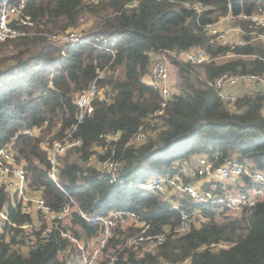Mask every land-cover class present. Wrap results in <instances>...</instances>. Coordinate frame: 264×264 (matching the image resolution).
I'll use <instances>...</instances> for the list:
<instances>
[{
	"label": "trees",
	"instance_id": "obj_1",
	"mask_svg": "<svg viewBox=\"0 0 264 264\" xmlns=\"http://www.w3.org/2000/svg\"><path fill=\"white\" fill-rule=\"evenodd\" d=\"M259 6H264V0H28L26 12L35 21V26L29 27L33 34L0 42V148L13 143L29 170L32 186L41 189L56 208L71 195L90 215L127 210L150 222L156 232L175 228L180 222L179 211L161 193L141 184L172 172L176 160L219 152L222 160L233 156L241 161L250 159L264 169V93L238 97L234 102L237 109L231 110L211 84L224 73L264 74V41L252 33L260 27L241 16ZM228 14L234 15V24L242 28L245 44L219 43L204 28ZM85 16L95 21L80 33L95 44L71 46L52 38L54 33L78 28ZM193 47L210 56L202 64L205 79L193 64L173 58L179 91L167 102L163 114L156 113L163 98L144 79L151 52ZM229 54L233 57L218 61ZM106 66L108 74L102 83L112 91V98L98 102L78 123L76 95L95 78L98 68ZM148 120L156 123L150 125ZM161 121L165 127L156 136L137 146L128 144L142 125L156 128ZM76 123L75 135L83 142L61 157L60 180L67 193L48 176L42 138H32L26 130L39 127L41 136L56 131V137H62ZM113 130L123 134L115 154L121 165L114 177L88 164L94 147L102 143L100 135ZM172 198L199 208V222L186 233L167 235L141 258L126 246L115 264H162L161 258L176 264L188 257L189 264H264V202L241 216L217 218L216 206L196 205L177 193ZM6 201L7 193L0 188V205ZM10 212L18 222L30 218L13 207ZM75 222L73 233L83 239L100 228L79 215ZM116 230L121 236L128 233L121 226ZM24 236V230L11 226L10 239L0 240V264H68L58 258L59 250L64 249L69 251V263L77 264L75 244L58 232L46 241L37 235L27 250L15 246L18 240L26 242ZM221 241L228 242V247L200 249Z\"/></svg>",
	"mask_w": 264,
	"mask_h": 264
},
{
	"label": "built area",
	"instance_id": "obj_2",
	"mask_svg": "<svg viewBox=\"0 0 264 264\" xmlns=\"http://www.w3.org/2000/svg\"><path fill=\"white\" fill-rule=\"evenodd\" d=\"M88 1L97 3L99 0ZM27 3L28 0H3L0 9V42L33 34L29 27H34L35 21L26 12ZM137 3L138 1L134 4L137 5ZM241 16L251 20L254 26L260 27L258 32L252 31V33L264 41V6H259L251 14L242 13ZM223 18L234 19L235 17L228 14L218 21L205 24L204 28L219 43L245 44L247 40L243 38V30L240 26L241 35L233 40L230 39L227 31L221 29L219 23ZM51 36L57 42L71 46L81 42L95 44L92 39L85 38L80 32L72 30L54 33ZM101 48L112 50L104 45H101ZM150 55L149 72L145 77L148 83L153 84L159 90L163 98L162 106L156 112L163 114L167 102L177 92L171 74V59L175 58L196 66L209 61L210 56L200 47L154 51ZM107 74L108 66L98 68L95 78L76 95L78 123L95 110L98 102H106L112 98V91L102 83ZM211 84L230 108V105L235 106L234 102L238 97H241L237 93L238 88L240 89L246 84H260L264 87V74L224 73L213 80ZM148 121L150 125L156 123L155 120ZM77 127L76 123L67 129L62 137H56V131L41 136L39 127L26 130L32 138L39 136L42 138L41 146L46 152L49 162L48 176L64 191L66 188L60 180L61 157L71 148L82 144V138L75 135ZM163 127L165 126L162 121L156 128H146L142 125L128 144L137 146L145 143L150 136H156ZM122 135L120 130L102 133L100 135L102 143L94 147L88 164L108 176L117 175L121 161L115 154ZM176 164L177 169H173L172 172L153 177L141 184L143 188L161 193L180 214V222L175 228L156 232L150 222L140 219L132 211L116 209L105 214L90 215L71 195L62 206L54 207L43 196L41 189L32 186L29 170L16 153L13 143L8 142L0 148V188L7 193V201L0 205V240H4V237L6 240L10 239L11 226L20 227L21 230H24V237L27 240L25 243L18 240L15 246L27 250L36 242L37 235L46 241L52 233L58 232L63 238H68L75 244L78 251L77 264H115L119 252L126 246L134 250L137 258H141L147 253L153 252L167 235L186 233L192 228L196 223L194 218L200 210L185 205L182 199H173L172 195L175 193L196 205L216 206L215 216L217 218L241 216L247 209L264 202V169L256 166L250 159L241 161L233 156L222 160L219 152H215L195 154L190 160L182 159ZM11 207L30 216L29 220L16 221L11 216ZM76 215L98 223L100 225L98 232L86 239L74 234L73 229L77 225ZM119 226L125 229V232L128 230V233L122 234L123 236L119 235L116 230V227ZM131 228H133V232L129 231ZM118 235L121 238L119 241L116 240ZM18 239H22V236L19 235ZM112 241L116 244H112ZM228 245V242L221 241L203 245L200 249L206 247L219 249L228 247ZM58 258L68 260V264H70L68 249L59 250ZM190 261L191 257H188L176 264H189ZM161 262L162 264H174L165 258H161Z\"/></svg>",
	"mask_w": 264,
	"mask_h": 264
},
{
	"label": "rangeland",
	"instance_id": "obj_3",
	"mask_svg": "<svg viewBox=\"0 0 264 264\" xmlns=\"http://www.w3.org/2000/svg\"><path fill=\"white\" fill-rule=\"evenodd\" d=\"M94 21H95V19L92 17V16H85L83 19H82V24L78 27V28H71V29H69V30H72V31H75V32H77V33H79V32H83V31H85L86 29H90L91 28V26H92V24L94 23ZM231 57H233L232 55H225V56H222V57H220L219 59H218V61H223V60H227L228 58H231ZM177 70H178V67L176 66V64L174 63V60H173V58L171 59V74H172V77L174 78V87L177 89V91H178V85H177V83H178V72H177ZM195 71H196V73L197 74H199V75H201L202 73H203V75H204V71H205V69H204V67H203V65H196L195 66ZM192 79L193 80H197V78H196V74H194V73H192ZM205 76V75H204ZM201 78V77H200ZM250 88H256V86H253V87H250ZM251 90H254V89H251ZM230 108L231 109H234L233 108V106L232 105H230ZM193 155H195V154H193ZM65 156V155H64ZM63 157V156H62ZM182 159H178V160H176L175 161V163H178L179 161H181ZM189 160H190V158H189ZM174 169H177V164H175L174 165ZM194 220H195V222L196 223H198L199 221L197 220V218H196V216H195V218H194Z\"/></svg>",
	"mask_w": 264,
	"mask_h": 264
},
{
	"label": "crops",
	"instance_id": "obj_4",
	"mask_svg": "<svg viewBox=\"0 0 264 264\" xmlns=\"http://www.w3.org/2000/svg\"><path fill=\"white\" fill-rule=\"evenodd\" d=\"M219 26L221 29L225 30L228 32L230 39L238 38L241 35V32L239 30V26L234 24L233 20L231 18H223ZM202 79H205L206 76L203 75V73L200 75ZM145 81L148 82L147 78L144 77ZM256 86V88H250ZM254 89V90H251ZM179 91V89H178ZM177 91V92H178ZM257 91H261L264 93V87H262L260 84H246L245 86H242L240 89L238 88L237 93L240 96H243L248 93H255ZM233 106V105H232ZM234 109H237L235 106H233ZM262 113L264 114V107L262 108Z\"/></svg>",
	"mask_w": 264,
	"mask_h": 264
}]
</instances>
